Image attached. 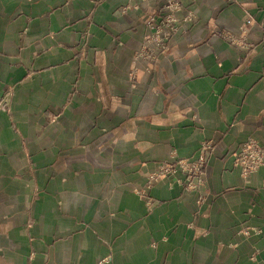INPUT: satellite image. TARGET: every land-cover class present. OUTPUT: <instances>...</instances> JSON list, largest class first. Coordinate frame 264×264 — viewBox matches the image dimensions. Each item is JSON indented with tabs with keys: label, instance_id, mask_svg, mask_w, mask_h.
<instances>
[{
	"label": "crops",
	"instance_id": "0c3cea01",
	"mask_svg": "<svg viewBox=\"0 0 264 264\" xmlns=\"http://www.w3.org/2000/svg\"><path fill=\"white\" fill-rule=\"evenodd\" d=\"M165 1L0 0V264H264V0Z\"/></svg>",
	"mask_w": 264,
	"mask_h": 264
},
{
	"label": "built area",
	"instance_id": "2783aa9c",
	"mask_svg": "<svg viewBox=\"0 0 264 264\" xmlns=\"http://www.w3.org/2000/svg\"><path fill=\"white\" fill-rule=\"evenodd\" d=\"M148 4L149 0H142ZM164 17L160 21L156 16H150L147 21V26L151 28L152 32L147 34L144 38L142 48L135 55V60H146L149 63L154 62L160 53H164L167 49L168 43L171 38L177 33L178 27V11L180 5L177 0H166L164 4ZM247 24L251 20L246 21ZM238 160L241 161L244 169L254 168L256 166L264 165V149L259 148L255 143H249L240 151ZM205 159L203 155L199 156L196 162L189 163L187 161L178 160L175 165L188 173L186 178L187 186H197L202 183L199 178L200 172L203 168ZM174 171V165L164 167L161 175L169 174ZM155 176L151 177L153 180Z\"/></svg>",
	"mask_w": 264,
	"mask_h": 264
}]
</instances>
